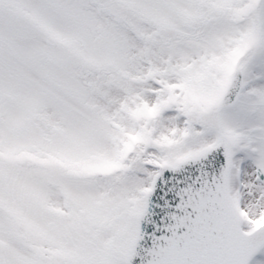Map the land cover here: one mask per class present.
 I'll list each match as a JSON object with an SVG mask.
<instances>
[{
    "label": "snow or ice",
    "instance_id": "1",
    "mask_svg": "<svg viewBox=\"0 0 264 264\" xmlns=\"http://www.w3.org/2000/svg\"><path fill=\"white\" fill-rule=\"evenodd\" d=\"M0 264H264V0H0Z\"/></svg>",
    "mask_w": 264,
    "mask_h": 264
}]
</instances>
